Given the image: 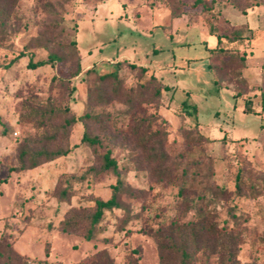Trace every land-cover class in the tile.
I'll return each mask as SVG.
<instances>
[{"label":"rangeland","instance_id":"obj_1","mask_svg":"<svg viewBox=\"0 0 264 264\" xmlns=\"http://www.w3.org/2000/svg\"><path fill=\"white\" fill-rule=\"evenodd\" d=\"M196 1L0 0V238L25 264H88L101 253L113 264H162L152 233L180 218L197 222L207 210L220 229L237 233L238 264L264 263V113L260 99H252L256 113L247 114V99L234 97L233 88L239 96L245 88L229 40L241 31L231 23L245 21L240 12L264 0H203L210 12L195 7ZM248 17L253 22L256 15ZM217 36L224 37L222 50L215 48ZM253 44L257 54L264 52L262 23ZM72 46L76 55L69 53ZM50 53L65 55L68 62L38 66ZM78 59L81 75L61 84ZM118 69L123 86L115 98V84L101 78ZM152 75L173 89L172 101V94L157 100L156 87L141 89ZM185 102L197 119L183 111ZM47 103L77 119L102 116L88 124L90 134L104 142L126 187L136 191V198L121 199L128 213H105L104 232L96 240L60 229L67 213L93 210L117 185L112 173L98 180L90 176L97 165L82 143L81 122L70 130L66 156L35 170H12L25 143L51 133L21 122L22 115ZM156 116L161 119L142 131L165 130L162 170L147 162L135 134L140 120ZM65 188L69 202L57 198ZM222 190L226 197H220ZM232 215L246 222L236 227ZM191 264H221V258L203 247Z\"/></svg>","mask_w":264,"mask_h":264},{"label":"trees","instance_id":"obj_2","mask_svg":"<svg viewBox=\"0 0 264 264\" xmlns=\"http://www.w3.org/2000/svg\"><path fill=\"white\" fill-rule=\"evenodd\" d=\"M199 5H203L204 11L210 12L211 7L209 8L208 4L203 0H198L194 4L195 7ZM4 11V9L1 10L2 13ZM216 38V50H222L221 46L224 42V37L217 36ZM229 40L234 41L235 38L231 37ZM210 51L212 52L213 50ZM69 53L72 55L75 53L74 55H76L74 46L69 49ZM67 62L68 59L65 55L50 53L48 60L40 63L38 66L51 65L55 67ZM76 64V69L71 72L69 78H60L61 84L70 83L73 78L81 75L82 71L79 59L76 61ZM132 68L135 70L138 67L132 66ZM138 69L142 70L143 73L148 72L147 69H141L140 67ZM119 72L120 70L118 69L114 73L101 78L103 84H115L113 92L115 98L121 95L123 86V81L119 78ZM140 87L144 92L149 91L151 87H156L157 90L154 95L157 100L164 98L167 94H172L170 100H173V89L165 85L154 75L151 76L146 84L140 85ZM261 108L264 111V94L261 96ZM193 109L194 107L190 106L188 102L183 104V111L189 117L197 119V115ZM244 112L247 114L256 113L252 105V99L246 100ZM160 119V116H156L152 121L140 120L135 134L139 136L140 146L143 148L147 162L151 165H157L158 169L162 170L167 162V156L163 151V143L166 140L165 130L162 128L157 133H148L146 130L142 131L146 123L156 122ZM101 120H103L102 116L91 117L88 114L77 119L68 109L57 108L50 103L36 109L32 108L29 116H21V122L32 124L41 130L50 128L51 133L43 135L35 144L32 142L25 143L19 150L18 167L12 169L16 172L31 171L66 156L68 151L64 147V144L69 137L70 130L77 123L81 122L84 125L82 143L92 149L97 165V167H93L90 170V176L94 177L95 180L101 179L102 176L108 173H112L117 177V185L113 188V195L108 201L97 199L95 201V208L90 211L73 209L67 213L60 225L63 233L79 234L87 241L96 240L103 234L102 222L106 212L124 209L128 213L125 206L121 204V199L125 196L130 198L137 197L135 189L126 187L125 182L121 179L118 164L112 158L111 151L106 148L101 139L93 137L90 134L88 124L91 121L100 122ZM197 124L199 123L197 122ZM204 139L208 140L205 137ZM160 173L162 176L164 175V172ZM240 176L241 173L237 176L238 181ZM236 188L239 193L242 192L241 185H237ZM56 194L60 201H70L71 193L68 188L58 189ZM226 196V190L220 191V197ZM254 198H257V195H254ZM204 202L205 200H202L203 204H205ZM184 204L188 206V209L192 207L188 201H185ZM208 207L209 205L207 204L206 208ZM208 212L207 210L206 215L201 217L197 222L184 223L182 218H180L166 229H158L152 233L159 244L162 264H191L192 259L202 251L203 247L210 254H219L221 264H238V247L240 244L236 243L235 236L237 233L226 227L220 229L213 221L214 216ZM231 218L236 227L246 222V218L242 219L240 216L232 215ZM129 219L130 216L128 215L122 223L123 230ZM101 262L113 264L107 253L95 255L89 259L88 264H101ZM0 264H25L23 258L13 250L5 237L0 238Z\"/></svg>","mask_w":264,"mask_h":264},{"label":"crops","instance_id":"obj_3","mask_svg":"<svg viewBox=\"0 0 264 264\" xmlns=\"http://www.w3.org/2000/svg\"><path fill=\"white\" fill-rule=\"evenodd\" d=\"M251 13L256 15L252 19L253 22L248 19ZM240 14L245 18L244 22L236 24L230 20L233 28L241 30L234 36L236 39L233 41L231 48L234 49V54L232 53V55L236 56L234 58L238 57L237 59L242 64L238 74L243 81L245 93L239 96L236 93V89L233 88L235 92L234 97H244L247 100L253 98L260 99L261 107V96L264 94V52L257 54L253 43L260 36L261 23L264 24V4L260 3L258 6H253L248 12H240ZM263 113L264 111H262ZM259 264L264 263L260 262Z\"/></svg>","mask_w":264,"mask_h":264}]
</instances>
